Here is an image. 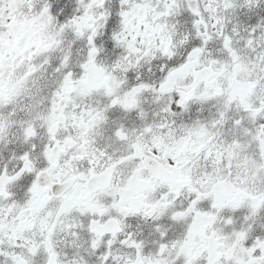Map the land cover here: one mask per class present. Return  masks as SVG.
<instances>
[{
    "label": "snow or ice",
    "instance_id": "1",
    "mask_svg": "<svg viewBox=\"0 0 264 264\" xmlns=\"http://www.w3.org/2000/svg\"><path fill=\"white\" fill-rule=\"evenodd\" d=\"M0 264H264V0H0Z\"/></svg>",
    "mask_w": 264,
    "mask_h": 264
}]
</instances>
